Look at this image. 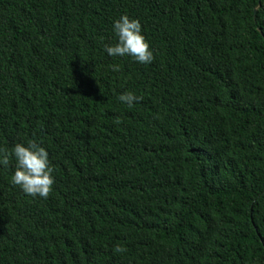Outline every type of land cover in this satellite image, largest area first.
<instances>
[{"label":"trees","instance_id":"16d2710c","mask_svg":"<svg viewBox=\"0 0 264 264\" xmlns=\"http://www.w3.org/2000/svg\"><path fill=\"white\" fill-rule=\"evenodd\" d=\"M125 14L150 64L104 52ZM33 139L0 264H264V0H0V148Z\"/></svg>","mask_w":264,"mask_h":264},{"label":"clouds","instance_id":"9594fccd","mask_svg":"<svg viewBox=\"0 0 264 264\" xmlns=\"http://www.w3.org/2000/svg\"><path fill=\"white\" fill-rule=\"evenodd\" d=\"M116 37L114 44L104 46L108 57H130L134 62L146 65L153 60V51L142 34L141 24L137 19L121 15L112 23ZM112 71H119V65H112ZM118 101L128 107L139 101V97L130 91L122 92ZM14 162L11 183L29 197L47 198L54 184V168L49 160L47 150L35 139L25 143H15L11 149L0 148V168H8ZM115 253H122V246H115Z\"/></svg>","mask_w":264,"mask_h":264}]
</instances>
